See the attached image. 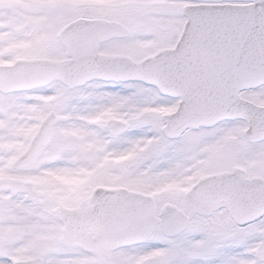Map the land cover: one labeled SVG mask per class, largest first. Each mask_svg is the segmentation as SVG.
<instances>
[{"label":"snow or ice","instance_id":"obj_1","mask_svg":"<svg viewBox=\"0 0 264 264\" xmlns=\"http://www.w3.org/2000/svg\"><path fill=\"white\" fill-rule=\"evenodd\" d=\"M0 264H264V0H0Z\"/></svg>","mask_w":264,"mask_h":264}]
</instances>
